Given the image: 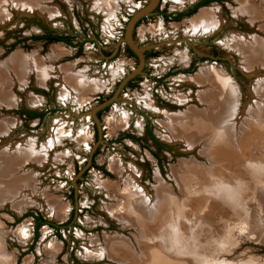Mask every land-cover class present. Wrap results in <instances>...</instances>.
Returning <instances> with one entry per match:
<instances>
[{
	"label": "rangeland",
	"instance_id": "374dc122",
	"mask_svg": "<svg viewBox=\"0 0 264 264\" xmlns=\"http://www.w3.org/2000/svg\"><path fill=\"white\" fill-rule=\"evenodd\" d=\"M199 1L160 0L137 23L133 40L146 49L143 74L95 114L96 124L92 110L138 65L125 44L114 51L130 16L148 0H0V166L8 165L0 184L11 183L0 194V264H154L168 255L171 217L197 243L185 244L187 260L264 264V56L247 71L226 46L234 35L264 43V34L236 13L234 0H211L178 22L160 14ZM249 2L263 7L261 0ZM204 10L220 26L195 33L192 22ZM35 24L71 46L31 40L44 33ZM16 54L17 71L9 63ZM211 70L236 101L224 135L218 138L215 128V154L214 136L188 146L162 130L171 116L203 110L202 89L191 80ZM21 110L43 118L27 120ZM22 144L48 149L42 159L16 158ZM133 200L136 216L149 219L147 229L130 218ZM30 214L55 225L74 222L58 232L42 226L34 239Z\"/></svg>",
	"mask_w": 264,
	"mask_h": 264
},
{
	"label": "bare ground",
	"instance_id": "6f19581e",
	"mask_svg": "<svg viewBox=\"0 0 264 264\" xmlns=\"http://www.w3.org/2000/svg\"><path fill=\"white\" fill-rule=\"evenodd\" d=\"M236 4L238 5V8L236 10V13L245 19L247 23L254 26L260 33L264 34V0H261L262 6L260 9L258 7H255L249 0H234ZM220 22H217L215 20V17L211 15L209 11H201L198 16L195 18L194 22H192L191 30H193L195 33H208L211 31H214L215 28L219 27ZM219 25V26H218ZM226 46L230 49H233L235 54L242 57V59L245 61L244 67H246L249 71L255 70L253 67V63L256 62L257 59H263L264 56V43L262 40L256 36L252 37H243L239 35H234L226 42ZM241 59V58H240ZM10 65L11 69L14 68L16 71L20 68L22 60L20 59L19 54L15 55L14 57H11L10 59ZM263 64V60L261 62ZM260 65V64H259ZM39 77L41 79L42 73L40 70H37ZM192 84H195L202 89L199 94L197 95V99L201 102L203 106L202 111H191L190 113H187L185 115H176V117H169V124L167 123V126L162 127V130L164 131L165 136L170 140H178L180 139L183 143H186V145L190 146L189 141H197L202 140L206 137H213V141L211 143L213 144L212 151L215 154V128L219 127L220 131H218L216 134L219 138L220 135H224V126L227 125V122L230 121V118L233 117L234 111H235V95L231 93V89L227 85V81L223 79L219 74H215L212 70L210 71V76H205L202 74H199L191 80ZM72 87H80L83 86L79 83V86H77V83L74 82L72 84ZM84 90L86 89L83 87ZM215 88L218 89L219 94L215 95ZM215 99L217 102V106L215 107ZM33 104V103H32ZM223 121L219 124L220 120L223 118ZM216 121V122H215ZM222 131V132H221ZM54 132V131H53ZM227 133H225L226 135ZM55 134H52L51 141L56 142L55 139L57 137L54 136ZM221 139V137H220ZM55 144V143H54ZM50 145L48 148L50 149L53 145L48 143ZM211 145V144H210ZM54 147V146H53ZM16 150V158L23 155L32 156L31 158H37L42 159L43 156H45L44 151L47 150V146L42 149L40 152L43 154V156H40L39 152H36L31 145L26 144L25 146L19 145ZM38 153V155H37ZM223 153V152H222ZM33 154L35 157H33ZM222 155V154H221ZM220 155V156H221ZM8 162V161H7ZM9 163V162H8ZM114 163V162H112ZM116 164V163H115ZM114 165V164H113ZM113 165H111L113 167ZM8 165L4 164L3 166H0V172L7 174ZM195 169V167H194ZM2 170V171H1ZM114 171V170H113ZM3 184H0V194L2 193H8L10 191L9 189L11 186V183L8 182H2ZM132 190V188H131ZM127 191V189H126ZM125 194V193H124ZM138 202L135 200L131 201L130 210L129 212L132 213L131 217L135 215L134 221L138 222L143 228L147 229V226L149 224L145 223L148 222V218H146L144 215H137V209L136 206ZM146 203V202H145ZM48 204V203H47ZM126 207V205L123 206V209ZM50 208V207H48ZM136 209V210H135ZM51 212L53 210L50 209ZM132 211V212H131ZM136 211V212H134ZM118 212V211H117ZM56 216L60 217V213L55 211ZM124 213V212H123ZM165 220V219H164ZM163 220V221H164ZM169 220V219H168ZM176 219H171L169 221H166L167 223V235L164 239V249L168 251V255L165 257H155L152 260L154 261V264H195L196 260L185 258V244L188 242L191 244H197L195 239H191L188 237H184V234L180 230V226L175 227L174 223L176 224ZM153 222V221H152ZM132 223V221H131ZM165 251V253H167ZM93 252V250H92ZM95 253V252H94ZM100 254V253H99ZM178 258L181 259V262L178 260ZM160 259V260H159ZM176 261H175V260ZM133 261V259H132Z\"/></svg>",
	"mask_w": 264,
	"mask_h": 264
},
{
	"label": "water",
	"instance_id": "95a60500",
	"mask_svg": "<svg viewBox=\"0 0 264 264\" xmlns=\"http://www.w3.org/2000/svg\"><path fill=\"white\" fill-rule=\"evenodd\" d=\"M160 0H148L145 6L142 8L136 10L129 18V20L126 23L125 29H124V35L123 39L116 44V49L114 53L117 51V48L120 43H123L126 45V47L136 56L138 60V65L136 69L131 71L128 75H125L121 82L118 84V87L113 94V96L106 101L105 103L97 106L95 109L92 110L91 114L93 116V119L95 120L97 124V119L95 118V114L102 110L103 108L109 106L111 103L118 100L120 92L125 88V86L130 82L131 80L135 79L136 77H139L143 74V69L145 66V56L144 51L146 49L140 48L137 46L133 40V31L135 29L136 24L143 20L144 18L150 17L153 15L154 11L158 7Z\"/></svg>",
	"mask_w": 264,
	"mask_h": 264
},
{
	"label": "trees",
	"instance_id": "16d2710c",
	"mask_svg": "<svg viewBox=\"0 0 264 264\" xmlns=\"http://www.w3.org/2000/svg\"><path fill=\"white\" fill-rule=\"evenodd\" d=\"M209 1H202L200 3L197 4V6L189 13V14H192L196 11L197 8H199L200 6H203V5H206ZM164 18H168L169 15L165 14V12H162L161 13ZM142 21V20H141ZM139 21V22H141ZM138 22V23H139ZM37 26H39V28H41L43 31H44V34L43 35H38V36H32L31 37V40L33 41H42L44 42L45 44H50V43H63L67 46H71V42L69 39H67L65 36H61V35H52L51 31H49L48 29L46 28H43L42 26H40L39 24H35ZM137 25V24H136ZM14 47V46H13ZM81 48V47H80ZM81 52V50H79L77 52V55H79ZM126 52L128 55L130 56H134V54L128 49L126 48ZM155 54L153 53H149L148 56H154ZM105 57L108 56V54H104ZM138 79L135 78L133 80H131L130 82H128V84L126 85V87H129L131 88L132 87V84L134 81H136ZM20 116H24L27 120H32V119H39L41 120L43 118V113H35V112H29V111H26V110H21L18 112ZM101 112H98L97 113V117H99ZM147 134L150 135L151 139H153L155 141V138L150 134L149 131H147ZM129 139H133V138H129ZM27 216H31L33 219H34V239H36L37 237V232H38V229L42 226H48L49 228H52L55 230V232H58L60 229H64V228H67L69 226H71L74 222V219L71 218L66 224H61V225H55L49 221H46L45 219L39 217V216H33V215H27Z\"/></svg>",
	"mask_w": 264,
	"mask_h": 264
},
{
	"label": "flooded vegetation",
	"instance_id": "af4514ba",
	"mask_svg": "<svg viewBox=\"0 0 264 264\" xmlns=\"http://www.w3.org/2000/svg\"><path fill=\"white\" fill-rule=\"evenodd\" d=\"M202 1H206V0H201V1H199L198 3H200V2H202ZM207 1H209L207 4H209V3H211V0H207ZM198 3H196V4H194L193 6H191V7H189L188 9H186V10H183V11H179V12H176V13H173V14H168L167 12H165V11H162V12H165V14H167V15H169V17L166 19V18H164V16L161 14V16H162V18H164L167 22H178V21H180V20H182V19H184V18H187V17H189V16H191L192 14H189L196 6H197V4ZM206 4V5H207ZM206 5H203V6H206ZM203 6H200L199 8H201V7H203ZM199 8H197V9H199ZM158 9V7L156 8V10ZM196 9V10H197ZM155 10V11H156ZM154 11V12H155ZM145 19V18H144ZM44 34V33H43ZM42 34V35H43ZM53 35V34H52ZM81 48H79L78 47V50H77V52L80 50ZM150 53H153V54H155V52H152V51H149ZM140 77V76H139ZM137 78V77H136ZM98 101H99V99H98ZM99 103V102H98ZM22 117H24V116H22ZM37 119V118H36ZM39 120V119H38ZM146 134H147V130H146V132H145ZM148 135V134H147ZM149 137H150V135H149Z\"/></svg>",
	"mask_w": 264,
	"mask_h": 264
},
{
	"label": "built area",
	"instance_id": "2783aa9c",
	"mask_svg": "<svg viewBox=\"0 0 264 264\" xmlns=\"http://www.w3.org/2000/svg\"><path fill=\"white\" fill-rule=\"evenodd\" d=\"M137 10H138V9H137ZM94 44H95V43L92 42V45H93V46H94ZM66 99H67V97H61V102H60V103L63 104V103H64L63 101H65ZM98 99H99V98H98ZM98 102H99V101H98Z\"/></svg>",
	"mask_w": 264,
	"mask_h": 264
},
{
	"label": "crops",
	"instance_id": "0c3cea01",
	"mask_svg": "<svg viewBox=\"0 0 264 264\" xmlns=\"http://www.w3.org/2000/svg\"><path fill=\"white\" fill-rule=\"evenodd\" d=\"M97 114V113H96Z\"/></svg>",
	"mask_w": 264,
	"mask_h": 264
}]
</instances>
